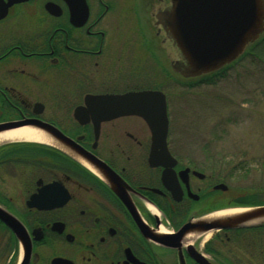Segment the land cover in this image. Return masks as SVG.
Here are the masks:
<instances>
[{"label":"flooded vegetation","instance_id":"1","mask_svg":"<svg viewBox=\"0 0 264 264\" xmlns=\"http://www.w3.org/2000/svg\"><path fill=\"white\" fill-rule=\"evenodd\" d=\"M169 5L0 0V133L21 122L47 140L0 141V264H179V250L200 264L189 243L211 264H264V223L192 233L180 248L158 242L189 220L264 205L227 200L226 170L173 136L168 100L167 177L150 164L144 119L117 115L131 103L114 97L160 90L157 15Z\"/></svg>","mask_w":264,"mask_h":264},{"label":"water","instance_id":"2","mask_svg":"<svg viewBox=\"0 0 264 264\" xmlns=\"http://www.w3.org/2000/svg\"><path fill=\"white\" fill-rule=\"evenodd\" d=\"M157 18L163 40L171 43L175 53V57L169 61L170 69L181 79L192 80L231 64L263 36L264 0H170L167 8L158 11ZM113 100L120 105L131 103L129 110L119 111L117 115L136 114L144 119L152 135L150 164L164 166L163 177L173 174L171 167L175 160L167 148L168 115L165 94L160 90L142 91L116 96ZM14 126L17 128L28 125L20 122ZM83 153H78L79 158L89 166L96 167ZM165 184L170 189L176 187L166 180ZM218 187L225 189L226 185ZM236 209L242 210L220 215H215V212L189 220L175 234L158 236V242L167 247L180 248L181 239L192 233L264 223V205ZM19 238L27 253L29 244L25 243L21 234ZM187 251L200 264H211L190 243L187 244ZM134 262L145 264L136 260ZM178 263L185 264L180 250ZM51 264L74 263L65 258H54Z\"/></svg>","mask_w":264,"mask_h":264},{"label":"rangeland","instance_id":"3","mask_svg":"<svg viewBox=\"0 0 264 264\" xmlns=\"http://www.w3.org/2000/svg\"><path fill=\"white\" fill-rule=\"evenodd\" d=\"M163 38V33H159L158 45L163 55L158 63V86L167 96L170 124L177 129L173 136L184 140L189 145L187 150L193 151L197 158L199 153L202 157L203 152H208L211 166L226 170L228 201L261 190L264 40L253 49L260 58L245 55L224 77L209 84L194 83L198 80H183L176 75L169 65L175 57L174 50Z\"/></svg>","mask_w":264,"mask_h":264},{"label":"trees","instance_id":"4","mask_svg":"<svg viewBox=\"0 0 264 264\" xmlns=\"http://www.w3.org/2000/svg\"><path fill=\"white\" fill-rule=\"evenodd\" d=\"M264 40V37H260L254 44H252L250 46V48L238 59L236 60L235 62L229 64V65H226L224 66L223 68L215 71V72H212V73H209V74H206V75H203L201 76V78L198 80V81H195L194 83H199V82H207L209 84H212V83H215L216 80L218 78H222L225 76V73H227V71L233 67L241 58H243L245 55H254L256 56L257 58H260L258 54H255L253 52V49L260 43V41ZM193 83V82H192ZM188 85H190V83H186ZM230 176L232 175V173H230ZM263 189V190H262ZM261 190H258V189H255V192H252V193H249L248 195H243L242 197H239L238 200L239 202H241L242 204H257V203H261L263 202V191H264V188H262Z\"/></svg>","mask_w":264,"mask_h":264},{"label":"bare ground","instance_id":"5","mask_svg":"<svg viewBox=\"0 0 264 264\" xmlns=\"http://www.w3.org/2000/svg\"><path fill=\"white\" fill-rule=\"evenodd\" d=\"M32 140V141H42L45 142L47 141L46 138L42 133L39 131L29 128V127H21L13 130H9L6 132L0 133V141L3 140ZM152 211H155L153 208H150ZM242 209H236V208H230L226 210H222L219 212H216L215 215H220V214H230V213H235L238 211H241ZM209 233L206 235L208 237ZM194 238V236H189L187 238V241H191Z\"/></svg>","mask_w":264,"mask_h":264}]
</instances>
